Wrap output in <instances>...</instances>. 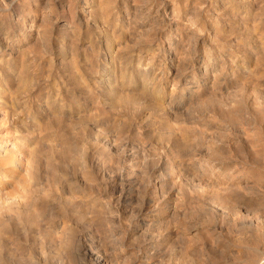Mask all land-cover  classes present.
Segmentation results:
<instances>
[{
  "label": "rangeland",
  "instance_id": "obj_1",
  "mask_svg": "<svg viewBox=\"0 0 264 264\" xmlns=\"http://www.w3.org/2000/svg\"><path fill=\"white\" fill-rule=\"evenodd\" d=\"M17 92L0 148L91 257L13 217L1 264H264V0H0V118Z\"/></svg>",
  "mask_w": 264,
  "mask_h": 264
},
{
  "label": "bare ground",
  "instance_id": "obj_2",
  "mask_svg": "<svg viewBox=\"0 0 264 264\" xmlns=\"http://www.w3.org/2000/svg\"><path fill=\"white\" fill-rule=\"evenodd\" d=\"M75 78V77H74ZM77 80V78H76ZM79 82V80H77ZM80 85V83H79ZM126 85V84H125ZM6 86V85H4ZM83 87V86H82ZM148 87V86H147ZM9 88L10 87H5L4 89V92H8L9 91ZM18 88V87H17ZM146 88V87H145ZM11 89V88H10ZM86 89V88H85ZM147 89V88H146ZM17 92L16 93V96L13 100L12 103H14V109L13 110H6L5 113H4V117L3 118H0V125H2L1 122H3L5 120L6 122V119H8V122H10V124L12 125H16L19 123V122H22L24 120V112H23V109H21V106L24 105V103H27L24 99L27 98L28 96H22V93H19ZM160 93V91H159ZM122 94V93H121ZM21 95V96H20ZM29 95V94H28ZM157 95V94H156ZM124 96V95H123ZM159 96V95H158ZM122 97V96H121ZM133 97V96H132ZM160 97V96H159ZM13 98V97H12ZM120 98V97H119ZM118 99V98H117ZM121 99V98H120ZM123 99L125 100L126 99V96L125 98L122 97V100ZM131 99V98H130ZM134 100V99H133ZM120 101V102H121ZM116 102V101H115ZM5 103V102H4ZM8 103V102H7ZM6 104V103H5ZM12 106V105H11ZM9 106V107H11ZM126 106V105H125ZM161 107V106H160ZM1 127V126H0ZM4 136V135H3ZM188 144V143H187ZM186 145V144H185ZM184 145V146H185ZM29 150V149H28ZM214 150V149H213ZM209 152V151H208ZM23 150L22 148L18 149L17 151H11L9 149H2V147L0 148V175L1 174H6L5 177L7 178L5 181H2L0 180V238H1V235L2 237H4L3 235L4 234H7L10 230V226L9 224L7 223L8 222V219L10 218L11 221L13 219V217H15L14 219H18V223L19 224H16V227H14L17 231L19 230V227H24L25 228V232H32V233H35L37 232V234H39L40 236H42L43 238H45V243L49 244V246H53V245H58L59 243L61 242H64L66 240H63L64 237L62 238L60 235H62L61 231H59L58 229V225L56 222H54L52 219H51V216H53L55 214L54 212V206L53 203L51 202V196H53L51 194L50 199L47 203H52V205L49 207L47 205V207L43 206L45 204H41L39 205L40 203H38L36 197H33L35 196L36 192H38V187L40 186L38 184L39 180L37 178V175L36 174V171H34L32 173V177H31V181L29 180V178L27 177V175H23L19 169H20V166H21V162L19 163L20 165L18 166V162H19V158L18 156L23 154ZM219 154V153H218ZM217 158L218 155H217ZM22 159V158H21ZM20 159V160H21ZM33 162L34 163H37V157H33ZM38 165V164H36ZM37 168V167H36ZM9 176V177H7ZM3 178V177H2ZM61 184V183H60ZM5 185H12L13 186V191L11 193H13L15 195L16 198H18V201L17 202H12V203H9L7 200L8 198H11V194L10 193H5L3 192V189L5 187ZM42 189V188H41ZM53 189V188H52ZM40 190V189H39ZM43 190V189H42ZM45 190V189H44ZM54 190V189H53ZM9 192V191H8ZM12 194V195H13ZM48 194V193H47ZM54 194V193H53ZM44 195V194H43ZM50 195V194H49ZM69 195V194H68ZM10 196V197H9ZM37 196V195H36ZM47 195H45L46 197ZM38 197V196H37ZM48 197V196H47ZM46 197V198H47ZM14 198V197H13ZM41 198V197H40ZM72 199V198H71ZM47 200V199H46ZM54 200H56V198H54ZM70 200V198H69ZM40 201V200H39ZM72 201V200H71ZM82 201V200H81ZM70 202V201H69ZM68 202V203H69ZM75 202V201H74ZM72 202L71 204H75L76 205V202L74 203ZM73 206V205H72ZM83 206V205H82ZM80 208V207H79ZM62 210V209H61ZM69 210V209H68ZM76 211V210H75ZM64 212V217L65 219H67V224H69L70 221L74 220L72 218V216H69L66 212L67 211H63ZM72 212V211H71ZM77 215L76 218L77 220H80L81 222L82 221H85L86 220V216H87V213L88 211L86 209H81L77 211ZM57 215V214H56ZM74 215V214H72ZM58 216V215H57ZM48 217L49 218V221H48ZM54 217V216H53ZM72 218V219H71ZM75 218V217H74ZM51 219V220H50ZM54 219V218H53ZM66 221V220H65ZM63 221V222H65ZM17 222V221H16ZM25 222L26 224L24 225L23 223ZM76 222V221H75ZM23 224V225H20ZM59 223V222H58ZM61 223V222H60ZM59 225H62L60 224ZM66 224V223H65ZM65 224L62 228L65 227ZM71 224V222H70ZM87 224V223H86ZM82 225V224H81ZM14 226V225H13ZM69 226V225H67ZM68 228V227H67ZM66 228V229H67ZM69 229V228H68ZM65 230V229H64ZM63 230V231H64ZM235 230V229H234ZM24 231V230H23ZM69 231V230H68ZM10 233V232H9ZM70 233V232H69ZM30 234V233H29ZM72 234V233H71ZM11 235V234H9ZM8 235V236H9ZM33 235V234H32ZM36 236V234H34ZM33 235V236H34ZM14 236V235H13ZM209 236V235H208ZM11 237V236H10ZM68 237V236H67ZM14 238V237H13ZM43 240H42V243H44ZM82 241H80L81 243ZM47 244H45L47 246ZM85 244V243H84ZM87 244V243H86ZM8 245V239L6 240L5 238H1L0 240V254L2 253V250H4V248L6 249ZM45 245H43L44 248ZM63 245V244H62ZM72 245V240L67 238V241L65 243V247L62 246V249L64 250V254L67 258H69V260L71 261L73 258H79L80 261L82 260L84 262V260H86L87 257H89L87 254V250L85 248H82V249H77V251L75 252L71 246ZM78 245H80L78 243ZM19 246V245H18ZM40 246V245H39ZM47 246V248L49 247ZM81 246V245H80ZM79 246V247H80ZM83 246V244H82ZM84 247V246H83ZM88 247V246H87ZM176 247V246H175ZM14 248V247H13ZM46 248V249H47ZM53 248V247H52ZM8 249V248H7ZM93 249V248H92ZM97 250V248H96ZM46 251V250H45ZM7 252V250H6ZM50 252V251H49ZM98 252V251H96ZM101 252V251H100ZM94 253V252H93ZM7 254V253H6ZM95 255V253L93 254ZM100 256V255H99ZM98 256V257H99ZM91 257V255H90ZM89 257V258H90ZM97 257V256H96ZM97 257V258H98ZM2 260V258H0ZM77 261V260H76ZM1 262V261H0ZM72 262V261H71ZM78 262V261H77ZM94 262H95V259H94ZM96 262H101V257L99 259H96ZM73 263V262H72ZM75 263V262H74ZM88 263V262H87ZM1 264V263H0ZM82 264V263H81Z\"/></svg>",
  "mask_w": 264,
  "mask_h": 264
}]
</instances>
